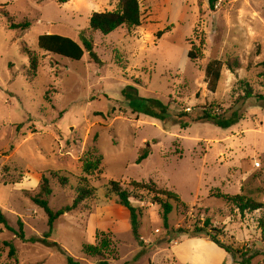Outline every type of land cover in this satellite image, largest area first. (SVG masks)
I'll use <instances>...</instances> for the list:
<instances>
[{"label":"rangeland","instance_id":"rangeland-1","mask_svg":"<svg viewBox=\"0 0 264 264\" xmlns=\"http://www.w3.org/2000/svg\"><path fill=\"white\" fill-rule=\"evenodd\" d=\"M138 3V27L103 36L89 29V19L115 11L116 0H0V211L7 226L17 231L19 220L26 240L44 238L47 217L30 200L41 176L49 180L53 211L71 206L80 179L91 191L54 223L49 245L22 242L0 225V264H66V256L78 264H239V255L191 236L195 228L232 250L256 252L250 264H264V209L240 213L218 196L264 204V0H218L213 10L208 0ZM23 22L30 23L25 32L9 30ZM44 34L78 43L83 34L101 64L87 54L72 61L40 50ZM191 48L200 53L196 61L187 57ZM27 50L38 60L34 77ZM213 59L239 63L234 72L222 70L215 94L204 83ZM127 88L134 103L122 95ZM245 88L252 98L244 99ZM145 99L168 106L171 118L161 123L133 113ZM235 102L243 117L227 130L204 123L182 129L173 121L208 106L225 112ZM146 147L147 159L136 165ZM87 154L101 157L91 175L81 169ZM51 173L65 177L66 186ZM110 182L138 209L142 245ZM149 183L180 200L167 228L154 194L134 185ZM101 234L109 248L101 257L83 255L82 247L96 245ZM3 242L13 244V258Z\"/></svg>","mask_w":264,"mask_h":264},{"label":"trees","instance_id":"trees-1","mask_svg":"<svg viewBox=\"0 0 264 264\" xmlns=\"http://www.w3.org/2000/svg\"><path fill=\"white\" fill-rule=\"evenodd\" d=\"M117 6L116 10L112 12H103V13H93L89 19V29L92 32H98L103 36H107L112 32L120 29L122 27L125 28H134L140 25V7L138 0H116ZM218 0H208V6L210 10L215 8V5ZM58 4L62 5L68 2V0H57ZM30 26L29 22H23L20 24L9 25V30H19L20 32H25ZM168 29L158 32L157 38H160ZM80 43L73 41L69 38L62 37L59 35L52 34H44L40 35L37 39V46L40 50H43L46 53L57 55L62 58L70 59L72 61H80L84 54H87L89 59L100 65L101 61L98 59L96 53L93 49L92 42L85 38L83 34L80 36ZM28 56V74L32 77L36 75L38 69V60L36 56L30 51H26ZM187 57L196 61L200 58V53L193 48L188 52ZM226 69L230 72H234L239 68V63L236 59L231 61L222 62L218 59H213L209 61L204 69V83L206 85V89L209 93L215 94L218 85L221 79V73L223 69ZM244 99L252 98V91L250 88L244 89ZM133 91L132 88H127L122 92V95L126 97L128 100H131V103L135 102V98L129 95L127 92ZM243 100V99H242ZM239 101V100H238ZM141 106L135 104L133 107V113L143 114L149 118L155 119L161 123H165L171 117L168 113V106L164 105L159 100L155 99H145L139 100ZM238 105V102H235L234 106L230 108L228 111L221 112L217 111L216 106H208L206 108L201 109L199 112H196L194 115H190L187 112H180L176 116H174L173 121L180 128H187L190 124L204 123L210 124L218 129L227 130L233 126H235L243 117L240 113L239 107H235ZM149 155L148 147L141 150L137 159L135 160L136 165H140L143 161L147 159ZM101 165V157L94 156L93 154H87L82 160V172L86 175H91L95 171L98 170ZM58 173V172H57ZM57 173H51L57 177L58 182L61 186H66L67 179L65 177L58 176ZM81 186L78 188L77 197L72 202L71 206H66L58 211H53L49 207V197L51 196V189L49 186V180L45 176H41V180L38 186V192L35 196L31 197V202L40 208L47 217V228L48 231L44 235V238H31L30 240H26L23 232V223L21 221H17L18 230L15 231L7 226V219L0 211V225L4 226L6 230L13 233L20 241L22 242H30L32 244L41 243L43 245H47V239L50 237L54 223L62 217L64 214L69 213L75 210L79 204H81L85 199H87L91 195V191L87 188L85 179H80ZM137 188L146 189L148 192L154 194L153 201L155 204L160 206L162 210V221L163 225L167 228V218L168 215L173 210V203H179L180 200L178 196L172 192H160L155 189L154 184H134ZM109 187L111 191L116 195L118 199V204L123 207L129 216V224L131 233L135 239V241L141 244V240L138 234L139 229V213L138 209L134 208L129 200V195L126 191H123L118 183L110 182ZM93 191V190H92ZM161 195H165V198L160 197ZM220 198H223L226 202L235 205L240 213H244L246 211H256L261 208L264 209V204H256L250 200L245 199L241 196H228L218 194ZM209 225V224H208ZM216 231V230H211ZM193 237H205L208 238L211 242L216 244L218 247L222 248L226 253H234L239 255L240 262L239 264H250L251 261L258 256L256 252L250 254L248 250H232L231 248L221 244L215 236L211 235L205 229L195 228L191 234ZM105 234H101L98 237V243L96 245H85L82 247V254L88 257H101L103 253L109 248L110 241L104 238ZM49 245V244H48ZM55 245V243H52ZM3 246L8 249V258H13L15 256V248L13 244L9 242H3ZM140 256H136L133 262H136ZM66 264H78L74 262L72 258L66 256ZM99 264H108L105 261H101Z\"/></svg>","mask_w":264,"mask_h":264},{"label":"built area","instance_id":"built-area-1","mask_svg":"<svg viewBox=\"0 0 264 264\" xmlns=\"http://www.w3.org/2000/svg\"><path fill=\"white\" fill-rule=\"evenodd\" d=\"M254 167H255V168H259V163H258V162H255V163H254Z\"/></svg>","mask_w":264,"mask_h":264}]
</instances>
